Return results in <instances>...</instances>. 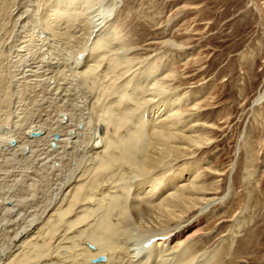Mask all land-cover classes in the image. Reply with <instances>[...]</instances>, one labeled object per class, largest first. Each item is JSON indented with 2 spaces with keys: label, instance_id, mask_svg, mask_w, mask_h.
Returning <instances> with one entry per match:
<instances>
[{
  "label": "bare ground",
  "instance_id": "1",
  "mask_svg": "<svg viewBox=\"0 0 264 264\" xmlns=\"http://www.w3.org/2000/svg\"><path fill=\"white\" fill-rule=\"evenodd\" d=\"M104 1H13L14 26L32 30L0 48V264H222L229 240L198 236L232 188L179 164L216 126L175 67L131 56L123 0Z\"/></svg>",
  "mask_w": 264,
  "mask_h": 264
},
{
  "label": "rangeland",
  "instance_id": "2",
  "mask_svg": "<svg viewBox=\"0 0 264 264\" xmlns=\"http://www.w3.org/2000/svg\"><path fill=\"white\" fill-rule=\"evenodd\" d=\"M13 1L0 0L1 49L32 30L14 26ZM121 6L114 23L136 48L131 56L175 67L179 84L195 97L191 101L202 102L201 121L216 126L208 130L212 143L179 163L201 162L208 182L213 178L205 167L217 170L219 196L232 188L224 205L213 206L198 238L208 239L207 246L229 240L220 248L222 264H264V101L255 104L264 91V0H123ZM170 38L184 50L163 46ZM17 66L21 71L23 64Z\"/></svg>",
  "mask_w": 264,
  "mask_h": 264
},
{
  "label": "water",
  "instance_id": "3",
  "mask_svg": "<svg viewBox=\"0 0 264 264\" xmlns=\"http://www.w3.org/2000/svg\"><path fill=\"white\" fill-rule=\"evenodd\" d=\"M56 136H57V135H56ZM101 259H103V257L95 258V259H94V262H95V261H99V260H101Z\"/></svg>",
  "mask_w": 264,
  "mask_h": 264
}]
</instances>
